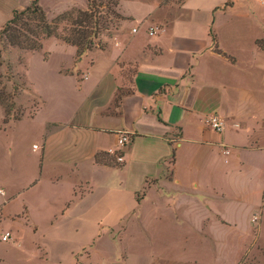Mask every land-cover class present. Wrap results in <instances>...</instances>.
<instances>
[{
	"label": "crops",
	"instance_id": "0c3cea01",
	"mask_svg": "<svg viewBox=\"0 0 264 264\" xmlns=\"http://www.w3.org/2000/svg\"><path fill=\"white\" fill-rule=\"evenodd\" d=\"M33 1L0 0V29ZM117 2L104 45L23 50L15 101L40 106L0 104V264H240L264 240V0Z\"/></svg>",
	"mask_w": 264,
	"mask_h": 264
},
{
	"label": "rangeland",
	"instance_id": "374dc122",
	"mask_svg": "<svg viewBox=\"0 0 264 264\" xmlns=\"http://www.w3.org/2000/svg\"><path fill=\"white\" fill-rule=\"evenodd\" d=\"M74 2L81 4L84 0L46 1L50 6L58 8ZM92 3L94 5L91 11L93 19L91 18L89 22H83L81 25L75 24L83 19L79 13L83 9L79 7L69 8L50 19L45 8L39 3V6L45 10L47 20L43 18L40 9L35 6L13 14L9 23L0 29V100L7 99L15 92L17 95L24 90V88L21 89L23 86L20 74H16L21 70L23 50L38 47L42 43L43 37L49 32L50 34L51 32L55 33L54 35H57L58 39L68 42L76 35L73 31L86 30L88 37L85 46L88 47L104 45L117 37L123 21L117 13V0H92ZM10 104H12L11 101H7L6 106H9L11 117L16 118L20 117L25 109H29L31 112L35 111L40 106V100L25 92L20 103L15 101L13 106ZM3 107L5 108V105ZM240 264H264V240L257 244V247L249 252Z\"/></svg>",
	"mask_w": 264,
	"mask_h": 264
},
{
	"label": "built area",
	"instance_id": "2783aa9c",
	"mask_svg": "<svg viewBox=\"0 0 264 264\" xmlns=\"http://www.w3.org/2000/svg\"><path fill=\"white\" fill-rule=\"evenodd\" d=\"M134 31L137 29L134 28ZM157 32V28H151L150 34H154ZM207 124H209L214 130L217 132H221L226 125L225 118H223L219 113H212L207 116L206 119ZM132 137L129 134L121 133L118 135L117 139V146L116 147H109L108 152L114 154L118 161H123V149L131 142ZM230 150L226 148L224 150V154L228 155ZM0 193H3V190L0 189ZM0 238L2 241L8 242L12 239V234L9 230L3 228L0 225Z\"/></svg>",
	"mask_w": 264,
	"mask_h": 264
},
{
	"label": "trees",
	"instance_id": "16d2710c",
	"mask_svg": "<svg viewBox=\"0 0 264 264\" xmlns=\"http://www.w3.org/2000/svg\"><path fill=\"white\" fill-rule=\"evenodd\" d=\"M89 1H90V8H89V10H80L79 13L82 15L83 19H82L81 21L75 22V24H79V25H81V24H83V22H86V21L89 22V20H91V18H92L91 11L93 10L94 5H93V3H92V0H89ZM33 6L39 8L40 11H41L42 14H43V15H42L43 18H45V19L47 20L45 10H44L41 6H39V2H38V0H34L33 3L31 4V6H29L28 8H26V9H24V10H29V9L32 8ZM116 7H117V4H116ZM20 11H21V10H20ZM17 12H18V11H16L15 13H17ZM15 13H14V14H15ZM117 13H118V15H119L122 19H126V18H125L124 16H122L119 12H117ZM11 19H12V18H11ZM11 19H10V20H11ZM45 19H43V20H45ZM92 19H93V18H92ZM10 20H9V21H10ZM8 23H9V22H8ZM8 23H7V24H8ZM7 24H6V25H7ZM73 32H75V34H76V35H74L75 38L73 37V39L69 40L68 42H69V43L71 42L72 44H74V45H76V46L78 47V52H79V54H82V53H84L87 49L92 48V47L85 46V43L87 42V37H88V33H87L86 30H76V31H73ZM54 34H55V33H52V32H51V34H50V32H49V34H47L46 36H51V35H54ZM46 36H44V37H46ZM54 36H55V35H54ZM56 36H57V35H56ZM44 37H43V38H44ZM41 45H42V43H41L38 47L32 48L31 50L39 49V48L41 47ZM17 95H18V94H17ZM17 95H16V92H15V93L11 94L10 96H8L7 99L4 98V99L0 100V101H1L0 104L5 105V110H6V114H7V120L11 117V113H10V111L8 110V107H9V106H6V103H7V101H11L12 104H10V106H13L14 103H15L14 99H15V97H16Z\"/></svg>",
	"mask_w": 264,
	"mask_h": 264
}]
</instances>
